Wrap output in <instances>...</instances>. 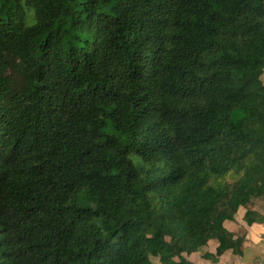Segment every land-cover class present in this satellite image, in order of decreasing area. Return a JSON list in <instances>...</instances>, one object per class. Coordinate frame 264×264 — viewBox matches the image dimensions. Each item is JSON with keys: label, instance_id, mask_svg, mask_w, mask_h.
Instances as JSON below:
<instances>
[{"label": "trees", "instance_id": "16d2710c", "mask_svg": "<svg viewBox=\"0 0 264 264\" xmlns=\"http://www.w3.org/2000/svg\"><path fill=\"white\" fill-rule=\"evenodd\" d=\"M260 197L264 0H0V264L242 254Z\"/></svg>", "mask_w": 264, "mask_h": 264}, {"label": "crops", "instance_id": "0c3cea01", "mask_svg": "<svg viewBox=\"0 0 264 264\" xmlns=\"http://www.w3.org/2000/svg\"><path fill=\"white\" fill-rule=\"evenodd\" d=\"M246 210H252L259 213V215L264 218V197L256 198L252 200L250 203L246 205V207L242 208L239 211V214L236 216L235 221H228L226 225L231 230H234L235 234L238 236L244 237L242 254H236L232 249L226 250L222 255L218 256L217 259H211L205 257L206 253L215 254L217 251V247L219 245L218 239H211L209 241V251L205 250L207 246L202 247V251H194L190 254H185V257L191 256L193 253H197V255L191 259L195 264H220L221 257L225 255H229L231 258V264H237L236 258L239 257L241 260L244 259L246 255L249 256V264H264V250L260 249V246H256V248L250 247V239H249V231L251 230L253 225H264V221L258 220L252 224H248L245 220V212ZM236 225L235 227H230L229 225ZM188 259V258H187Z\"/></svg>", "mask_w": 264, "mask_h": 264}, {"label": "clouds", "instance_id": "9594fccd", "mask_svg": "<svg viewBox=\"0 0 264 264\" xmlns=\"http://www.w3.org/2000/svg\"><path fill=\"white\" fill-rule=\"evenodd\" d=\"M229 226L235 227L236 225L230 224ZM249 239H250V247L256 248V246H260V249L264 250V225H253L251 230L249 231ZM196 255L197 253H193L191 256H188L187 258L191 260ZM150 260L158 262V258L156 257H150ZM236 261L237 264H249V256L246 255L243 260L237 257ZM220 264H231L230 256L225 255L224 257H221Z\"/></svg>", "mask_w": 264, "mask_h": 264}, {"label": "rangeland", "instance_id": "374dc122", "mask_svg": "<svg viewBox=\"0 0 264 264\" xmlns=\"http://www.w3.org/2000/svg\"><path fill=\"white\" fill-rule=\"evenodd\" d=\"M205 246H207V248H205V250H207V251H209V241L207 242V244H205L204 246H201V247H199L197 250H196V252L197 251H202V247H205ZM151 257H155V256H151ZM156 258H158V262L157 261H153L152 260V262L154 263V264H162L161 262H160V258L159 257H156Z\"/></svg>", "mask_w": 264, "mask_h": 264}]
</instances>
